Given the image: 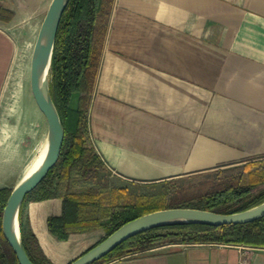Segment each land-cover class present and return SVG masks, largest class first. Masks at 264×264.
<instances>
[{
	"label": "crops",
	"instance_id": "crops-1",
	"mask_svg": "<svg viewBox=\"0 0 264 264\" xmlns=\"http://www.w3.org/2000/svg\"><path fill=\"white\" fill-rule=\"evenodd\" d=\"M14 60L0 25V100ZM86 124L90 144L125 185L264 156V0H113ZM1 160L0 169L13 165ZM61 209L59 197L22 205L50 264L104 235L97 226L57 239L47 218ZM243 252L247 264H264V246L225 243L164 244L102 264H241Z\"/></svg>",
	"mask_w": 264,
	"mask_h": 264
},
{
	"label": "trees",
	"instance_id": "trees-1",
	"mask_svg": "<svg viewBox=\"0 0 264 264\" xmlns=\"http://www.w3.org/2000/svg\"><path fill=\"white\" fill-rule=\"evenodd\" d=\"M113 0H69L55 34L49 90L64 128L59 156L45 176L24 197L18 212L20 240L34 264H50L28 229L22 205L27 199L59 197L61 214L49 216L47 227L57 239L73 229L102 226L103 239L122 223L156 209L140 210L136 202L111 203L101 213L96 190L72 189L75 179L91 180L106 166L89 142L86 111L99 66ZM14 12L0 4V19L8 21ZM264 156L217 171L213 180L192 186L189 193L166 196L167 207H193L221 213L240 211L264 201ZM233 170H237L233 172ZM220 173V174H219ZM12 187H0V264H19L1 231V214ZM103 220V223L100 222ZM100 239V240H101ZM99 240V241H100ZM97 243V242H96ZM170 243H225L264 246V217L241 224L209 225L180 222L155 226L134 234L90 264L129 256Z\"/></svg>",
	"mask_w": 264,
	"mask_h": 264
},
{
	"label": "rangeland",
	"instance_id": "rangeland-1",
	"mask_svg": "<svg viewBox=\"0 0 264 264\" xmlns=\"http://www.w3.org/2000/svg\"><path fill=\"white\" fill-rule=\"evenodd\" d=\"M49 2L50 0H0L1 5L14 12L8 21L0 19V25L6 28L15 50L13 67L8 72L0 100V162L6 157L13 163L12 166L0 169V184L4 183L8 187L20 177L24 165L46 139V120L30 90L29 68L32 48ZM253 163L255 166L256 163L264 165V158ZM237 164L222 165L157 182L126 185L105 169L91 180L75 179L72 189L84 191L88 187L95 188L102 214L111 203L126 201L136 202L140 210L150 206L165 208L167 195L189 193L192 186L200 183L205 185L215 178L217 171ZM235 171L237 170H233ZM260 171L264 174V168ZM123 185L125 191H121Z\"/></svg>",
	"mask_w": 264,
	"mask_h": 264
},
{
	"label": "water",
	"instance_id": "water-1",
	"mask_svg": "<svg viewBox=\"0 0 264 264\" xmlns=\"http://www.w3.org/2000/svg\"><path fill=\"white\" fill-rule=\"evenodd\" d=\"M68 1L50 0L40 23L30 57V90L37 107L45 117L47 133L46 151L41 163L11 188L2 208V235L19 264H34L26 254L20 240L19 208L25 195L39 183L57 160L64 137V128L50 95L49 78L43 81L42 73L46 63L50 64L55 34ZM262 217H264V201L247 209L230 213L193 207L158 208L122 223L103 239L65 264H90L128 237L159 225L198 222L219 226L246 223Z\"/></svg>",
	"mask_w": 264,
	"mask_h": 264
},
{
	"label": "bare ground",
	"instance_id": "bare-ground-1",
	"mask_svg": "<svg viewBox=\"0 0 264 264\" xmlns=\"http://www.w3.org/2000/svg\"><path fill=\"white\" fill-rule=\"evenodd\" d=\"M49 60V59H48ZM49 70H50V64L46 63L43 69L42 73V80L45 81V79L49 78ZM46 151V139L41 147V149L38 151L36 156L33 158L27 169L25 170L23 176L20 177V179L27 177L32 171L36 169V167L41 163Z\"/></svg>",
	"mask_w": 264,
	"mask_h": 264
},
{
	"label": "built area",
	"instance_id": "built-area-1",
	"mask_svg": "<svg viewBox=\"0 0 264 264\" xmlns=\"http://www.w3.org/2000/svg\"><path fill=\"white\" fill-rule=\"evenodd\" d=\"M243 255H244V257H243V259L241 261V264H247V259H246L247 254L245 252H243Z\"/></svg>",
	"mask_w": 264,
	"mask_h": 264
}]
</instances>
